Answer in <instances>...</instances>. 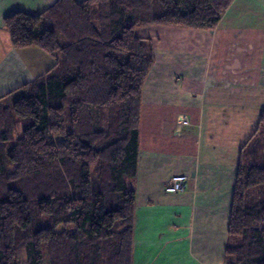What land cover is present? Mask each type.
<instances>
[{"label":"trees","instance_id":"16d2710c","mask_svg":"<svg viewBox=\"0 0 264 264\" xmlns=\"http://www.w3.org/2000/svg\"><path fill=\"white\" fill-rule=\"evenodd\" d=\"M231 1L56 0L5 17L13 47L55 62L12 103L0 99V264H132L131 181L154 62L135 28L212 29ZM240 159L224 264H264V110Z\"/></svg>","mask_w":264,"mask_h":264},{"label":"crops","instance_id":"0c3cea01","mask_svg":"<svg viewBox=\"0 0 264 264\" xmlns=\"http://www.w3.org/2000/svg\"><path fill=\"white\" fill-rule=\"evenodd\" d=\"M55 1L0 0V99L55 62L35 46L13 47L5 17L38 15ZM135 33L150 40L154 62L131 181L132 264H224L237 166L264 110V0H232L212 29L156 24ZM175 174L187 175L185 188L167 193Z\"/></svg>","mask_w":264,"mask_h":264},{"label":"built area","instance_id":"2783aa9c","mask_svg":"<svg viewBox=\"0 0 264 264\" xmlns=\"http://www.w3.org/2000/svg\"><path fill=\"white\" fill-rule=\"evenodd\" d=\"M177 123L181 126L188 124L187 115H179L177 117ZM187 175L175 174L171 176L164 184V190L167 193L175 194L176 192H182L185 188V182L187 180Z\"/></svg>","mask_w":264,"mask_h":264},{"label":"rangeland","instance_id":"374dc122","mask_svg":"<svg viewBox=\"0 0 264 264\" xmlns=\"http://www.w3.org/2000/svg\"><path fill=\"white\" fill-rule=\"evenodd\" d=\"M22 91L20 92V94H16V95H13V96H10L8 99H5V103H12L15 99L19 98V96L21 95ZM261 131H258L257 132V135H259ZM245 158V157H244ZM246 159V158H245ZM247 160V159H246ZM3 213L5 215V225L7 226V231H8V242L10 244L11 242V238L9 237V233L11 231V226H10V214H9V208L8 206H4L3 207ZM45 224L46 225H49L47 221H45ZM59 229V228H57Z\"/></svg>","mask_w":264,"mask_h":264}]
</instances>
